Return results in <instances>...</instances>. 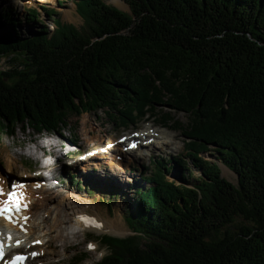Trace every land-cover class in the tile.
I'll return each instance as SVG.
<instances>
[{
	"label": "trees",
	"instance_id": "trees-1",
	"mask_svg": "<svg viewBox=\"0 0 264 264\" xmlns=\"http://www.w3.org/2000/svg\"><path fill=\"white\" fill-rule=\"evenodd\" d=\"M122 1L129 12L74 1L81 29L57 20L51 34L42 24L0 37V58H22L0 72V137L59 134L98 111L124 129L157 107L169 110L164 126L183 113L187 124L172 125L200 176L175 184L168 164L186 162L154 158L125 217L134 235L102 236L97 264H264V0ZM38 15L27 10V22ZM210 149L215 161L201 157Z\"/></svg>",
	"mask_w": 264,
	"mask_h": 264
},
{
	"label": "rangeland",
	"instance_id": "rangeland-1",
	"mask_svg": "<svg viewBox=\"0 0 264 264\" xmlns=\"http://www.w3.org/2000/svg\"><path fill=\"white\" fill-rule=\"evenodd\" d=\"M26 1L21 0L19 3L21 6L16 7L14 0H0V37H14L15 33L21 38L29 37L34 34L37 28L42 27V24L51 34L57 20L72 25L76 29L84 28L83 20L76 13L73 4L76 0ZM102 1L106 5L113 6L123 12L129 10L122 0ZM120 1L125 4V7ZM29 9L38 11V23H27L26 12ZM46 10H52L54 15H47L49 11L46 12ZM4 15L5 17H3ZM11 20L15 21V25L9 23ZM11 58L16 59L14 64L10 63ZM21 60L22 58L16 55L1 57L0 72H6L10 70V67L17 66ZM168 111V109L157 107L152 113L149 111L143 118L137 119V123L133 126L130 125L127 127L128 129L118 126L111 117L102 111H98L90 114L84 113L79 117L71 116L68 120V126L60 130L59 134L46 132L33 134L30 130L23 133L21 129H17L16 135L13 137L8 135L0 137V177L4 180L9 177L7 180L11 182V179L20 180L21 176H25L22 179L27 178L28 186L33 185V187L38 183L42 185V182H45L47 191L44 195L42 194L45 197L44 205L47 208L59 209L61 216L68 219L61 224V229L65 228L68 232L67 245L62 246L60 242L57 247H54V244L50 243L60 226L55 230L53 229L49 236L40 240L43 243L41 247H33L39 253L45 251L46 254L37 258L36 261L33 260L32 264H73L75 262L74 257L83 253L86 254V260L81 264H97L107 255V251L101 246L99 240L102 236L116 238L133 236L132 230L125 222V217L131 214L132 209L137 204V192L145 191L151 186L148 181L144 180L153 171L150 168V159L176 158L186 162L184 163L185 167H179L177 164L169 162L167 180L175 184H180L182 178L190 184L193 178L200 176L192 168L190 158L187 157L189 152L186 150V137L180 130H175L172 125L175 121L185 126L188 122L187 116L183 113H171L169 117L173 121L166 126L161 125L163 120L161 115L168 113ZM151 114H155V116L152 117ZM149 128H152L159 137L154 140L153 148L150 146L147 149H142L140 159L133 153L110 152V148L113 147L109 146L124 135L135 129L146 131ZM30 141L33 142L32 145L28 144ZM170 141L172 144L168 147H164L162 144ZM47 144L56 147L50 149ZM34 145L37 147L36 150ZM125 145L123 146L125 147ZM106 147L109 148L106 149ZM97 149L104 153L100 155L102 158L89 157L86 159ZM213 150L210 149V152L201 154V157L206 161H215L216 153ZM35 151L38 158L32 156ZM68 152L69 154H67ZM50 163L55 165V169L53 166L48 168L51 169L47 172L51 176L50 181L45 180V178L34 180V176L30 177V172L42 169ZM217 163L220 167L221 177L236 186V176L220 162ZM39 176L46 175L41 173ZM33 181L37 182L32 184ZM36 196L39 197V195ZM53 212L55 213V210ZM74 214L92 216L97 223H100V227L107 226L109 222H114L109 225L112 230L99 233L95 230L83 229L81 232L82 228L79 223L75 222ZM57 218L55 217L59 224V216ZM69 219H72L70 223H68ZM240 222V219H236V224ZM49 226H53L52 221L46 223L44 231ZM92 244L95 246L94 249L89 247Z\"/></svg>",
	"mask_w": 264,
	"mask_h": 264
},
{
	"label": "bare ground",
	"instance_id": "bare-ground-1",
	"mask_svg": "<svg viewBox=\"0 0 264 264\" xmlns=\"http://www.w3.org/2000/svg\"><path fill=\"white\" fill-rule=\"evenodd\" d=\"M14 2H15V5H17L18 7L21 6L19 4L21 2V0H14ZM121 3H122V6L125 7V4L123 2H121ZM64 12L67 13V11H64ZM150 134L151 133H147L146 132L145 134H142V135H144L142 137H144L146 141L150 140L151 141L150 142V146H153L154 143H153L152 139H155L157 137L154 134H152V135H150ZM138 136H140V135H138ZM157 144H159V143H157ZM162 144L164 145V147H168L172 143L170 141V142H164ZM47 147L52 149V148H54L56 146H53L52 144H47ZM133 149L134 148H130L129 150H133ZM114 150L115 149L113 148V150H111V151L113 152ZM118 151H120V149H118ZM51 152H53V151H51ZM121 153H123V152L121 151ZM100 155L101 154H96V155H93V157H95L96 159L102 158V156H100ZM130 161H131V159H130ZM75 163L77 164L78 162H75ZM52 166L54 167L55 165H53V163L52 164L50 163V164L46 165V168H52ZM9 168H11V167H9ZM54 169H55V167H54ZM58 169H59V167H58ZM30 177H32V176H30ZM20 178H22V176ZM38 178H45V177L34 176V180H36ZM0 179H3V178L0 177ZM19 181L20 180H18V182ZM36 182L37 181H33L32 184L36 183ZM42 183L43 184L40 185V186H37V185L34 184L35 187H33L31 189H28V190H25L24 188H19V187H22V185L14 184V186H16L15 190H17L16 194L21 199V205L22 206L26 205V208L22 207V210L17 215V216H19L21 218H24V219H22L18 223L17 226L10 228V231L13 234H15L13 242L19 241V245L18 246H20V248L25 247L27 245L31 246L32 248L34 246L35 247H41L43 245V243L40 242V240H43V238L49 236V233H51L53 229L55 230V228H59V226H60V229L56 230V232H55L56 235L51 240L50 243H53L54 247H57V244H59L61 242L62 246H64L66 244L67 240H68L67 229H65V228L61 229V224L67 218L65 219V218H63L61 216V214L59 212V209L47 208L46 205H44L43 201H44L45 197H43V195H44V193H46L47 190L45 189L44 182H42ZM5 185H6L5 182L3 180H1L0 181V189H2L3 187L5 189ZM36 195H39V197L36 196ZM4 197L8 198V195L5 194ZM0 201H2V200L0 199ZM54 210H55V213L53 212ZM52 215H53V217H52ZM83 215L84 214H74V216H73V217H75V222L79 223L80 227L82 228L81 232H83L82 231L83 229L84 230L85 229H87V230H95L96 232H99V233L100 232H105L106 230H108V231L112 230L111 227H109V225L113 224L114 222H109V224H107V222H106L107 226H101L98 229L96 226H94V227H92L91 225L87 226L85 224V222H84V219H83L84 216ZM58 216H59V220H60L59 224L57 223V220H56V219H58L57 218ZM25 217L27 219H25ZM55 217H56V219H55ZM71 220L72 219H69L68 223H70ZM49 221L50 222L52 221L53 226H49L48 229H46L44 231L46 223H48ZM56 223L58 224V227H57ZM3 224H4L5 228L9 227L8 225H6V223H3ZM23 231H24V233H22ZM113 231H115V230H113ZM45 254H46L45 251H43L42 253L38 252L36 254V258L43 257Z\"/></svg>",
	"mask_w": 264,
	"mask_h": 264
},
{
	"label": "snow or ice",
	"instance_id": "snow-or-ice-1",
	"mask_svg": "<svg viewBox=\"0 0 264 264\" xmlns=\"http://www.w3.org/2000/svg\"><path fill=\"white\" fill-rule=\"evenodd\" d=\"M3 194V189H0V195ZM8 198L5 201H0V217H3L6 220L11 221L12 217L15 213H19L22 210V207L26 208V205H21V199L17 196L15 192V186H13V191L9 192ZM25 219H27L25 217ZM3 237H0L2 239ZM8 240H11L12 237L8 236ZM17 246L19 245V241L16 242ZM90 248L93 245H89ZM35 255V253H33ZM4 256V244L0 243V258ZM26 258L23 256H14L11 261L6 262V264H23Z\"/></svg>",
	"mask_w": 264,
	"mask_h": 264
},
{
	"label": "water",
	"instance_id": "water-1",
	"mask_svg": "<svg viewBox=\"0 0 264 264\" xmlns=\"http://www.w3.org/2000/svg\"><path fill=\"white\" fill-rule=\"evenodd\" d=\"M117 9V8H116ZM119 10V9H118ZM123 12V11H122ZM127 12H129V10L127 11Z\"/></svg>",
	"mask_w": 264,
	"mask_h": 264
}]
</instances>
